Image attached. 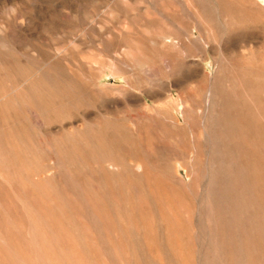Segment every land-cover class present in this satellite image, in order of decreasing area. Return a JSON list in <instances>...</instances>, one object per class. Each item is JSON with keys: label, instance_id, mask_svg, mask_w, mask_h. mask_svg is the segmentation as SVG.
I'll return each mask as SVG.
<instances>
[{"label": "rangeland", "instance_id": "obj_1", "mask_svg": "<svg viewBox=\"0 0 264 264\" xmlns=\"http://www.w3.org/2000/svg\"><path fill=\"white\" fill-rule=\"evenodd\" d=\"M0 264H264V0H0Z\"/></svg>", "mask_w": 264, "mask_h": 264}]
</instances>
